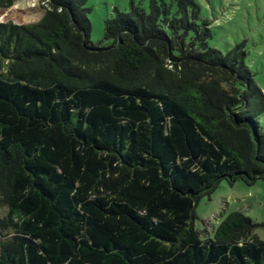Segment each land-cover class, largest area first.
I'll list each match as a JSON object with an SVG mask.
<instances>
[{
    "label": "trees",
    "instance_id": "trees-1",
    "mask_svg": "<svg viewBox=\"0 0 264 264\" xmlns=\"http://www.w3.org/2000/svg\"><path fill=\"white\" fill-rule=\"evenodd\" d=\"M88 0L0 22V264H264L233 212L201 238L223 181H264V91L245 43L210 46L197 0L134 1L92 42Z\"/></svg>",
    "mask_w": 264,
    "mask_h": 264
},
{
    "label": "rangeland",
    "instance_id": "rangeland-1",
    "mask_svg": "<svg viewBox=\"0 0 264 264\" xmlns=\"http://www.w3.org/2000/svg\"><path fill=\"white\" fill-rule=\"evenodd\" d=\"M134 1L146 10L151 0H88L91 9L92 42L96 46L109 44L104 39V26L115 14V8L129 11ZM171 1V0H167ZM200 18L210 24V46L227 53L245 43L247 64L256 74L264 91V0H197ZM50 8V0H0V22L18 25L38 23ZM7 70V61L0 57V71ZM264 127V115L261 117ZM233 212H242L257 226L253 234L264 241V181L248 185L238 181L231 185L221 182L211 194L205 195L195 209V228L201 238H214L220 224ZM8 214V207H0V219Z\"/></svg>",
    "mask_w": 264,
    "mask_h": 264
}]
</instances>
